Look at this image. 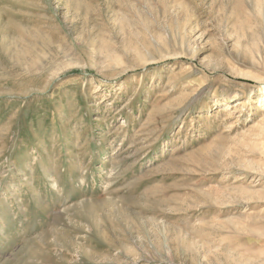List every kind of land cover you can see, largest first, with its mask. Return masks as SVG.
Returning <instances> with one entry per match:
<instances>
[{
    "label": "rangeland",
    "instance_id": "obj_1",
    "mask_svg": "<svg viewBox=\"0 0 264 264\" xmlns=\"http://www.w3.org/2000/svg\"><path fill=\"white\" fill-rule=\"evenodd\" d=\"M0 264H264V0H0Z\"/></svg>",
    "mask_w": 264,
    "mask_h": 264
},
{
    "label": "bare ground",
    "instance_id": "obj_2",
    "mask_svg": "<svg viewBox=\"0 0 264 264\" xmlns=\"http://www.w3.org/2000/svg\"><path fill=\"white\" fill-rule=\"evenodd\" d=\"M46 46V45H45ZM89 209H91V208H89ZM115 210V209H114Z\"/></svg>",
    "mask_w": 264,
    "mask_h": 264
}]
</instances>
